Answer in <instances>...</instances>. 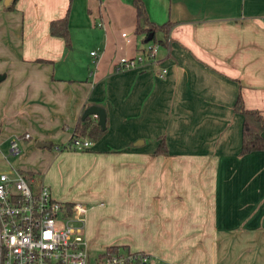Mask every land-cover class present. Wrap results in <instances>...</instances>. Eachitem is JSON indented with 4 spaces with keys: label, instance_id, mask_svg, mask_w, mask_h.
Listing matches in <instances>:
<instances>
[{
    "label": "crops",
    "instance_id": "0c3cea01",
    "mask_svg": "<svg viewBox=\"0 0 264 264\" xmlns=\"http://www.w3.org/2000/svg\"><path fill=\"white\" fill-rule=\"evenodd\" d=\"M3 1L0 142L52 143L86 107L104 109L105 133L67 153L97 181L86 201L97 197L136 222L133 237L101 246L156 264H264V149L239 154L242 117L233 111L239 94L264 122V0H142L150 21L172 25L157 68L123 72L116 62L144 47L132 0ZM65 15L68 49L49 33ZM159 139L166 153H155ZM63 154L19 170L43 180Z\"/></svg>",
    "mask_w": 264,
    "mask_h": 264
},
{
    "label": "built area",
    "instance_id": "2783aa9c",
    "mask_svg": "<svg viewBox=\"0 0 264 264\" xmlns=\"http://www.w3.org/2000/svg\"><path fill=\"white\" fill-rule=\"evenodd\" d=\"M159 51L158 43L148 42L135 56L121 57L115 71L157 68ZM90 55L96 57V51ZM165 73L163 67L157 71L159 77ZM69 142L70 149L79 151L92 144L83 137ZM10 147L11 152H19L15 141L10 142ZM85 213L80 205H73L68 211L66 203L56 198L42 179L8 167L0 172V264L149 263L146 254L129 250L108 253L104 249L91 255L84 234Z\"/></svg>",
    "mask_w": 264,
    "mask_h": 264
},
{
    "label": "rangeland",
    "instance_id": "374dc122",
    "mask_svg": "<svg viewBox=\"0 0 264 264\" xmlns=\"http://www.w3.org/2000/svg\"><path fill=\"white\" fill-rule=\"evenodd\" d=\"M81 51L89 54L88 49ZM64 132L63 135L50 141L54 145L56 144V149L54 146H52V148H34L36 142L31 140L30 145L25 147L23 143L19 142V152L13 153L11 152L9 141L0 142V172L8 169V167L22 170L32 167L35 168L36 166H43L42 168H46L53 160V154L55 152H60V146H70L69 136L71 131L65 130ZM83 138L90 140L87 137ZM61 152L64 153L63 155H66L67 158L62 160L60 156L59 159H56L49 172L43 177V182L51 187L55 195H62V197L75 199L87 208L83 216L85 219L84 229L88 232V239L91 245H93V247H89L91 255L98 254L104 250V247L101 245H105L106 241L110 240L106 239L109 236L115 235V239L133 237L128 231V225H131L133 221L126 218L127 213L125 211L119 212V209L112 206L110 203L99 205L97 197L92 198V202L86 201L87 193L95 192L97 181H94L91 176L87 175V169H85V167L78 165L77 155L75 157L74 155L67 154L80 151L76 149H67ZM38 175V179L41 180L42 174L38 173ZM88 219L89 221L91 220V223ZM132 224L136 225V222ZM118 250H120V252L126 251L123 247H119ZM148 264L156 263L150 260Z\"/></svg>",
    "mask_w": 264,
    "mask_h": 264
},
{
    "label": "trees",
    "instance_id": "16d2710c",
    "mask_svg": "<svg viewBox=\"0 0 264 264\" xmlns=\"http://www.w3.org/2000/svg\"><path fill=\"white\" fill-rule=\"evenodd\" d=\"M133 7L135 9V28L134 36L137 38L138 44H146L145 39L152 34V38L149 42L159 43L164 45L168 36L169 29L172 23L167 21L163 24H155L149 20L145 10V6L142 0H132ZM7 9L11 7H6ZM49 33L51 36L60 37L64 40L65 47L70 48V36L68 29L67 15L63 18L52 20L49 23ZM233 111L240 114L242 117L241 126V145L240 155L249 154L252 152L261 151L264 149V122L261 113L257 110L246 109L244 107L241 96L238 94L233 105ZM105 129L102 130L97 124L96 118L88 116L85 119L81 117L76 122L73 130L71 131L70 140L72 138L87 137L91 141H97L103 134ZM49 148L55 147L53 143H48ZM60 151L70 149L68 146H60ZM74 150V149H73ZM155 153H166L163 139H159ZM30 177H35L39 180L38 173H26ZM68 211H71L73 204L66 203ZM118 247H108L106 251L108 253L118 251Z\"/></svg>",
    "mask_w": 264,
    "mask_h": 264
},
{
    "label": "water",
    "instance_id": "95a60500",
    "mask_svg": "<svg viewBox=\"0 0 264 264\" xmlns=\"http://www.w3.org/2000/svg\"><path fill=\"white\" fill-rule=\"evenodd\" d=\"M12 0H4L3 4L6 6L8 5ZM152 38V34L149 33V35L147 36V38L145 39V42H149ZM4 76L0 75V81L2 80ZM88 116H94L97 119V124L98 126H100V128L102 130L105 129V120H106V114L105 111L102 107H99L97 105H91L86 107L82 114H81V119H85ZM142 142H140L141 144ZM36 146L38 148H49V144L45 143V142H37ZM143 264H148V263H143Z\"/></svg>",
    "mask_w": 264,
    "mask_h": 264
}]
</instances>
